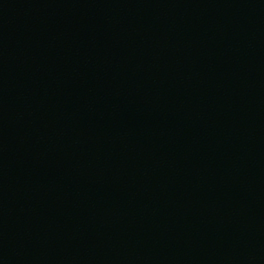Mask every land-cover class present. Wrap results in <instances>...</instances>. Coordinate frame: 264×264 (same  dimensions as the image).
<instances>
[{
	"label": "water",
	"instance_id": "1",
	"mask_svg": "<svg viewBox=\"0 0 264 264\" xmlns=\"http://www.w3.org/2000/svg\"><path fill=\"white\" fill-rule=\"evenodd\" d=\"M0 264H264V0H0Z\"/></svg>",
	"mask_w": 264,
	"mask_h": 264
}]
</instances>
